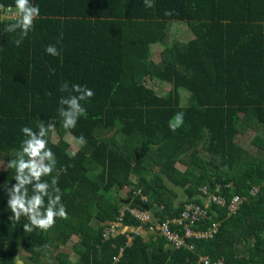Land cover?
I'll return each mask as SVG.
<instances>
[{"label":"trees","instance_id":"16d2710c","mask_svg":"<svg viewBox=\"0 0 264 264\" xmlns=\"http://www.w3.org/2000/svg\"><path fill=\"white\" fill-rule=\"evenodd\" d=\"M31 2L40 15L17 47V33L4 32L14 0H0V264H202L205 255L264 264V0ZM50 44L59 56L45 53ZM64 82L94 92L71 130L57 112ZM177 112L184 123L172 132ZM40 119L54 124L48 147L57 169L67 167L58 184L68 218L27 233L24 217L8 219L3 185L15 183L6 164L25 138L21 126L38 131ZM81 134L87 143L71 156L66 136ZM211 192L247 200L229 215ZM189 202L208 211L197 227L222 222L214 237L176 249L139 231L141 212L171 220ZM74 236L73 257L65 248Z\"/></svg>","mask_w":264,"mask_h":264},{"label":"clouds","instance_id":"9594fccd","mask_svg":"<svg viewBox=\"0 0 264 264\" xmlns=\"http://www.w3.org/2000/svg\"><path fill=\"white\" fill-rule=\"evenodd\" d=\"M143 4L149 9L155 7L154 0H143ZM5 7V5L0 4V12H3ZM6 10V18L12 19L13 22L5 25L4 32L17 33V38L13 43L19 47L22 41L28 36L29 32L32 31L34 21L40 15L39 6L33 4L31 0H14V8L12 5H9ZM172 14L173 12L170 10L165 11V15ZM45 53L51 56L60 55L57 47L51 44L45 46ZM60 91L69 92V95L59 98L57 112L62 118V127L65 130H71L76 127L80 117L87 115L86 109L82 106L81 101L89 100L94 96V92L92 89L80 84H72L71 89H69L67 82L61 84ZM72 93H75V95ZM183 123L184 113L177 112L169 119V130L176 132ZM35 128L38 129V131H33L32 127L21 126L20 133L25 138L20 141L19 148L13 154L14 158L8 159L6 164L7 168L14 172L12 180H14L15 183L11 184L10 187L8 184L3 185L8 197L7 206L11 212L8 219L14 224H20L21 217H24L27 222L23 223L22 227L23 231L27 233H31L35 229L46 232L55 225L57 218H68L66 207L62 202L63 194L58 184L60 175L67 172V167L61 166L57 169L56 155L52 149L48 147L47 137L49 133L54 130V124H45V122L40 119L36 122ZM73 139L79 146H84L87 143L83 134ZM75 154V151H73L70 155L75 156ZM54 171L55 175H53ZM45 176H50V181L42 179V177ZM29 189H31V192ZM210 194H212V192ZM187 204L198 205L195 202L185 203L184 209L179 215L166 221H160L155 218L149 210L147 211L150 214L142 212L148 215L147 219H141L145 223L143 228L153 233L155 237L166 238L167 241L170 232L184 237L185 228L188 225L189 227L191 226L189 220L181 217ZM177 218L183 220V223L179 224L177 221H174ZM173 223L182 228L181 233L172 230L170 224ZM193 225L194 224H192V226ZM197 229L203 228L197 227ZM141 230L143 229L139 231ZM191 238L187 240L189 241ZM171 245L174 246L173 244ZM174 247L176 249L181 248ZM218 259L222 260V258Z\"/></svg>","mask_w":264,"mask_h":264},{"label":"built area","instance_id":"2783aa9c","mask_svg":"<svg viewBox=\"0 0 264 264\" xmlns=\"http://www.w3.org/2000/svg\"><path fill=\"white\" fill-rule=\"evenodd\" d=\"M204 192H206L205 188L203 189ZM257 191L256 188L251 190L252 194H255ZM210 200H212L215 204L219 206H225L227 205L228 213L229 215L232 213H236L242 206V204L247 200L245 196L241 194H234L231 198V200L227 203L225 196L221 195L219 193H212L210 194ZM142 213V212H141ZM143 215L140 216L141 219H147L148 215L142 213ZM181 217L183 219L189 220V225L185 228L184 231V237L179 236L175 233H169L168 235V241L173 244L176 247H186L191 249L192 244L190 241H188V238H199V239H209L214 237V235L218 232L219 227L221 225V221H214L211 222L209 227L205 229H193L192 224H195L196 222L208 217V211L205 208L200 207L199 205H191L187 204L185 207V210L182 212ZM174 221H177L179 224L183 223V220L180 218L175 219ZM198 262L202 264H224L221 259L212 260L208 256H200L198 259Z\"/></svg>","mask_w":264,"mask_h":264},{"label":"rangeland","instance_id":"374dc122","mask_svg":"<svg viewBox=\"0 0 264 264\" xmlns=\"http://www.w3.org/2000/svg\"><path fill=\"white\" fill-rule=\"evenodd\" d=\"M177 30H180V29H177ZM172 37L175 38V39H178L179 38V37H177L176 34H175V36L172 35ZM153 48H154V53H155L154 56H155V58H158L159 53L162 50V47L159 44H157ZM150 84L154 85L156 88H162L164 90H167L168 89V85H166V83L161 84L157 80H150ZM185 96H188V95H185ZM253 135H254V132L251 131L246 136L242 137V139H241L242 145H244L247 148H252L251 147V144H250V139L252 138ZM73 138H74L73 136L72 137L71 136H68V137L66 136L67 141L71 144V151L72 152L73 151H76L79 148V145L75 142V140ZM53 140H54V142H57L56 136H54V139ZM176 166L182 167V168L185 167V165H183V164H177ZM123 192H124V195H127L128 194V190H124ZM74 243H75V240L73 238L72 241L69 243L68 247L65 248V251H69V253L73 257L76 256L75 253H74V251H73ZM47 263L48 264H52L51 262H47Z\"/></svg>","mask_w":264,"mask_h":264},{"label":"crops","instance_id":"0c3cea01","mask_svg":"<svg viewBox=\"0 0 264 264\" xmlns=\"http://www.w3.org/2000/svg\"><path fill=\"white\" fill-rule=\"evenodd\" d=\"M3 167H4V165H3ZM195 225H196V224H194L192 228L196 230L197 227H194ZM141 233H143V236H144L145 239H149L150 237H155V236L153 235V233L147 231L145 228H143V230H141ZM75 236H76V235H75ZM75 236L73 237L74 240H75L74 245L76 244V242H77V240H78V238L75 237Z\"/></svg>","mask_w":264,"mask_h":264}]
</instances>
